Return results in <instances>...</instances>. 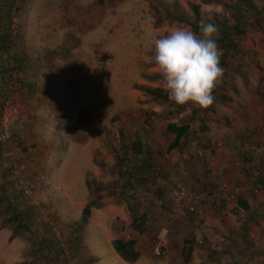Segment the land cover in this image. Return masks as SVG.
Here are the masks:
<instances>
[{
    "label": "rangeland",
    "instance_id": "1",
    "mask_svg": "<svg viewBox=\"0 0 264 264\" xmlns=\"http://www.w3.org/2000/svg\"><path fill=\"white\" fill-rule=\"evenodd\" d=\"M222 1L235 0H0L8 39L0 54V182L32 212L33 240L20 237L29 264H98L88 258L97 232L85 225L70 233L97 195L121 211L99 214L113 237L135 239L144 255L127 264H264V0L256 1L261 27L248 25L241 49L221 66L208 108L159 103L144 89L162 90L149 59L155 39L190 27L176 17L193 19V5L200 18L228 20ZM187 121L199 143L190 136L167 150L166 125ZM240 127L255 133L253 150L233 146ZM136 137L150 147L154 170L141 169L147 153H126L123 143ZM176 181L197 195L194 210L173 205ZM128 202L147 214L142 234L129 226ZM14 256L0 233V264Z\"/></svg>",
    "mask_w": 264,
    "mask_h": 264
},
{
    "label": "trees",
    "instance_id": "2",
    "mask_svg": "<svg viewBox=\"0 0 264 264\" xmlns=\"http://www.w3.org/2000/svg\"><path fill=\"white\" fill-rule=\"evenodd\" d=\"M211 1V0H205ZM257 0H235L233 2L229 1H222L223 6L229 11L230 18L228 20H220V19H213L215 24L218 26V38L217 43L219 48L222 51V55L220 57V66L226 65L228 58H235L236 53L241 49V39L247 33L248 25H256L257 27H261L262 25V18H260L261 11L258 9L256 5ZM194 12L193 19H185L184 17H176L178 21H186L187 24L193 29L194 31H198V24L200 21V15L198 11V6H192ZM2 29H0V32ZM6 32V30L4 31ZM8 39L4 36L0 35V54L2 49L7 48ZM2 56L0 55V60ZM4 71H10V68H6ZM145 91L159 103L168 102V97L166 94L162 92L159 88H151L145 87ZM183 108H177L178 111H181ZM193 116V115H192ZM192 118V117H191ZM166 130L173 134V140L168 144L167 150H171L177 147H182L186 145L190 136L198 139V143L202 137L197 136V131L194 128H191L190 123L187 121L183 124H177L174 122H169L166 125ZM124 149L126 148V153L130 151L135 155H144L148 154L147 157L141 158V169H155V164L151 161L153 155L149 146H144V143L139 137L133 139L129 144L123 143ZM145 147V149H143ZM214 150H212L213 152ZM0 151V159L2 158ZM148 157L150 159H148ZM118 169L117 174L119 177L124 178L125 175L128 176L130 173L123 171L122 160L118 162ZM262 179V177H259ZM144 178L141 179V181ZM127 184L129 187L132 185V181L129 178L126 179ZM226 201L223 199L221 202V207H225ZM236 203L242 209L249 211L251 209V205L248 201L243 199L241 196L236 197ZM104 206L102 202V196L97 195L95 198H91L86 202L82 211H81V218L77 222L76 227L72 228L70 233L76 232V230H81L85 227L88 222V218L91 214V210L93 208H101ZM129 212H130V223L129 226L131 229L137 231L139 234L144 233L147 231L146 222H147V214L142 212L141 214H137L135 208H133V204L128 202L127 203ZM220 207V208H221ZM32 213V212H31ZM31 213L30 211L22 210L19 206L7 196L3 181L0 182V227L4 228L7 227L10 229V235L8 237L9 241L14 240L15 238L26 237L30 236L29 239L33 240L32 236L34 237L31 226ZM43 242V243H42ZM38 240L37 249L38 250H45L47 249L50 252L51 245L45 244L44 240ZM58 244V242H57ZM59 245V244H58ZM112 245L115 251L122 257L124 260L128 262H135L140 257V251L137 248V241L135 239H124V238H114L112 241ZM56 246V243H55ZM57 247V246H56ZM59 248V254L62 253V249ZM192 247L189 246L187 249V255L191 253ZM29 250V248H28ZM37 252V250H35ZM26 254V253H25ZM89 260L95 261L96 258L89 256ZM22 263L29 264L26 260Z\"/></svg>",
    "mask_w": 264,
    "mask_h": 264
},
{
    "label": "clouds",
    "instance_id": "3",
    "mask_svg": "<svg viewBox=\"0 0 264 264\" xmlns=\"http://www.w3.org/2000/svg\"><path fill=\"white\" fill-rule=\"evenodd\" d=\"M218 26L201 18L198 31L177 27L154 41L149 59L162 80V90L175 105L191 104L200 109L214 102L213 89L223 74Z\"/></svg>",
    "mask_w": 264,
    "mask_h": 264
},
{
    "label": "crops",
    "instance_id": "4",
    "mask_svg": "<svg viewBox=\"0 0 264 264\" xmlns=\"http://www.w3.org/2000/svg\"><path fill=\"white\" fill-rule=\"evenodd\" d=\"M254 134L255 133L253 132H248L245 127H240V129L237 132V136H236L233 146L236 149H244L247 146H249L250 150H253L252 148H254L253 145L255 144V139H256ZM250 156L251 157H248L249 159L252 158V155ZM144 157L145 156H142V158ZM96 169L97 167L94 164L92 170L93 172L97 174L98 170ZM110 212L114 213L115 215L122 216L121 211L117 210L115 207H113V205L112 206L108 205L107 207L102 206L101 208H93V210L91 211L92 214L96 215L97 220L92 221L91 219H88V222L86 225L89 227L90 230L96 231L97 233L95 237L93 236V238H91V246H90L91 248H90L89 256L95 257L96 258L95 261L98 264L111 263V261H114V262L120 261L125 264L130 263L124 260L122 257H120V255L115 251L112 245V241L114 239L113 237L114 229L112 228L111 225H109V223L105 222L102 219L103 214L108 215L110 214ZM99 214H102V215H99ZM121 218H124V217H121ZM0 233H5L6 244L14 246L15 248L16 256L10 259V264H26V263H22L26 259L23 256L24 244L22 243L21 239L15 238L14 240L9 241L8 237L11 232H10V229L7 227H4V228L0 227ZM96 237L102 238V239L99 241L96 239ZM119 238H122V237H119ZM127 238L129 237L126 236L124 239H127ZM19 243L21 244V246H19ZM143 257L144 255L140 252V257L133 263L141 262L144 259Z\"/></svg>",
    "mask_w": 264,
    "mask_h": 264
},
{
    "label": "built area",
    "instance_id": "5",
    "mask_svg": "<svg viewBox=\"0 0 264 264\" xmlns=\"http://www.w3.org/2000/svg\"><path fill=\"white\" fill-rule=\"evenodd\" d=\"M6 136L8 137V134H6ZM25 193L27 192L25 191ZM170 198L175 207H181V205H184L192 211L194 210V202L197 199V195L194 192L187 190L179 181H176L170 190ZM153 252L156 255L164 253L159 247H155Z\"/></svg>",
    "mask_w": 264,
    "mask_h": 264
}]
</instances>
